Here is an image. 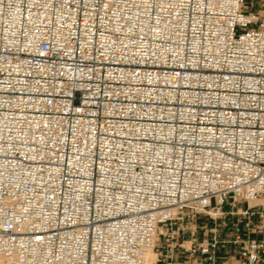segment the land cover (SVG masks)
I'll return each mask as SVG.
<instances>
[{
  "label": "built area",
  "instance_id": "2783aa9c",
  "mask_svg": "<svg viewBox=\"0 0 264 264\" xmlns=\"http://www.w3.org/2000/svg\"><path fill=\"white\" fill-rule=\"evenodd\" d=\"M254 1L0 0V264H264Z\"/></svg>",
  "mask_w": 264,
  "mask_h": 264
},
{
  "label": "rangeland",
  "instance_id": "374dc122",
  "mask_svg": "<svg viewBox=\"0 0 264 264\" xmlns=\"http://www.w3.org/2000/svg\"><path fill=\"white\" fill-rule=\"evenodd\" d=\"M250 6H253V8L256 9H262L264 8V0H255L253 2V5L251 4ZM228 206L226 205L225 208H227Z\"/></svg>",
  "mask_w": 264,
  "mask_h": 264
},
{
  "label": "bare ground",
  "instance_id": "6f19581e",
  "mask_svg": "<svg viewBox=\"0 0 264 264\" xmlns=\"http://www.w3.org/2000/svg\"><path fill=\"white\" fill-rule=\"evenodd\" d=\"M256 203V201H251V204ZM155 261V255L151 254L150 255V260L146 264H154ZM2 264H5L4 260H2Z\"/></svg>",
  "mask_w": 264,
  "mask_h": 264
}]
</instances>
